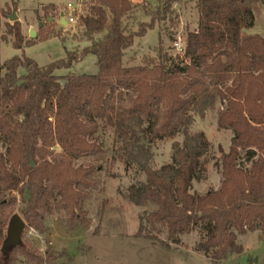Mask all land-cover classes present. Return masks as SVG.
I'll use <instances>...</instances> for the list:
<instances>
[{
  "label": "trees",
  "instance_id": "16d2710c",
  "mask_svg": "<svg viewBox=\"0 0 264 264\" xmlns=\"http://www.w3.org/2000/svg\"><path fill=\"white\" fill-rule=\"evenodd\" d=\"M181 2L91 0L80 17L87 47L45 67L24 54L0 65V264L56 261L24 234L21 245L1 252L16 207L25 230L44 234L46 219L58 213L69 230L89 228L84 204L100 185L97 163L106 155L101 128L113 130L114 158L144 175L127 188V201L154 207L134 237L169 249L198 229L193 252L212 264L243 252L238 236L264 238V37L246 33L264 0H193L196 28L181 53L169 54L162 36L172 38ZM138 13L149 21L134 30ZM10 15L0 7V18ZM5 26L0 43L12 37L21 52L33 45L19 22ZM152 29L158 31L154 56L125 65L134 40ZM86 55L96 58L95 75H55ZM217 103V129L230 130L232 139L227 152L220 150L219 189L199 195L191 193L192 182L203 177L210 144L190 128ZM178 135L181 141L174 140ZM164 140H174L170 161L153 169V144ZM161 229L166 241L158 237Z\"/></svg>",
  "mask_w": 264,
  "mask_h": 264
},
{
  "label": "rangeland",
  "instance_id": "374dc122",
  "mask_svg": "<svg viewBox=\"0 0 264 264\" xmlns=\"http://www.w3.org/2000/svg\"><path fill=\"white\" fill-rule=\"evenodd\" d=\"M132 1L141 4L144 0ZM147 1L151 4L155 2V0ZM90 2L91 0H0V7L3 10L8 9L11 14H16L25 40L33 43L23 48L21 52L12 47L13 38L8 36L7 42L0 43V65L24 54L39 67H45L64 60L66 52H80L89 45L82 36L84 29L80 17L87 15ZM68 3L72 4L74 10L67 9ZM13 4L16 5L15 9ZM193 6V0H182L180 6H177L179 20L170 30L172 38L162 36L163 47L169 54H177L176 44L184 47L187 32L195 30L198 14ZM78 8L80 11H77ZM46 12L52 18L51 22H47ZM64 15L66 20L67 17H72L74 23L61 25L59 22L61 18L64 19ZM132 19L134 30L137 29L138 21H149L142 13H138ZM7 23L13 22L8 18H0V36L6 35ZM40 23L43 26L38 29ZM30 30L36 33L34 39L29 38ZM250 33L264 35L263 8L256 11L255 26ZM157 44V29L148 30L143 37L136 38L133 46L126 51L125 65H139L143 55L153 57L152 49ZM97 70L96 58L93 55H86L70 70H58L55 75L64 76L68 73L95 75ZM19 73H23V70H19ZM219 108L220 104L217 103L214 109L206 112L203 117L195 116L190 128L191 133L202 132L210 144L209 152L204 158L205 172L201 179L192 182L191 193L203 195L209 190H218L220 187V150L228 151L232 132L217 129ZM98 137L106 150V155L97 163L100 165L98 173L100 185L84 204L87 218L90 220L89 228L76 225L69 230L63 213H58L46 219L44 234L34 229H24L25 238L30 240L40 252L46 250L52 252L56 256L55 264H212L204 256L193 252V247L199 241L198 229L181 236V244L177 246L170 244L169 249L158 243L134 237L140 219L153 211L154 207H134L127 201L125 194L130 185L143 182L144 175L136 168H126L114 158L116 145L112 129L101 128ZM174 140L181 141V136H176ZM174 140L157 141L153 144L151 165L153 169L170 161L171 145ZM2 151L0 144V152ZM80 163L81 161L77 162ZM15 214L20 216L17 207L14 210ZM158 237L166 241L165 231L161 229ZM22 242L21 240V244ZM237 243L242 246L243 252L217 264H264V238L260 239L259 233L238 236ZM18 264L25 262L20 259Z\"/></svg>",
  "mask_w": 264,
  "mask_h": 264
},
{
  "label": "water",
  "instance_id": "95a60500",
  "mask_svg": "<svg viewBox=\"0 0 264 264\" xmlns=\"http://www.w3.org/2000/svg\"><path fill=\"white\" fill-rule=\"evenodd\" d=\"M17 19L18 18L15 13H12L8 18L10 22H16ZM51 21H52V18H48L47 22H51ZM59 23L63 26L66 25V22L64 21L63 18H61V21ZM42 26L43 24L40 23L38 25V29L42 28ZM35 37H36V33L33 30H30L29 38L34 39ZM24 229H25V223L20 218V216H18L17 214L13 215L10 218L9 223L7 225L6 238L1 248V252L4 255L8 254L9 250L21 245V237H22Z\"/></svg>",
  "mask_w": 264,
  "mask_h": 264
},
{
  "label": "built area",
  "instance_id": "2783aa9c",
  "mask_svg": "<svg viewBox=\"0 0 264 264\" xmlns=\"http://www.w3.org/2000/svg\"><path fill=\"white\" fill-rule=\"evenodd\" d=\"M67 9H73V10H74V8H73V6H72L71 3H68V4H67ZM75 9H76V8H75ZM77 11H80L79 8H78ZM64 21H65L66 23H70V24L74 23V19H73L72 17H67V20H66L65 15H64ZM176 48H177V50H178V53H181L182 50H183V47L180 46V44H176Z\"/></svg>",
  "mask_w": 264,
  "mask_h": 264
},
{
  "label": "crops",
  "instance_id": "0c3cea01",
  "mask_svg": "<svg viewBox=\"0 0 264 264\" xmlns=\"http://www.w3.org/2000/svg\"><path fill=\"white\" fill-rule=\"evenodd\" d=\"M254 26H255V23H254ZM254 26H253V27H254ZM251 30H252V29H250V30L246 31V33H247V34H251V33H250V31H251ZM255 34H257V35H260V36L264 37V35H262V34H260V33H255ZM251 35H253V34H251Z\"/></svg>",
  "mask_w": 264,
  "mask_h": 264
}]
</instances>
